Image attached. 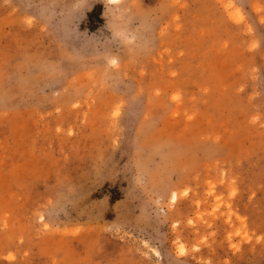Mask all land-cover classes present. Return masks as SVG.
Listing matches in <instances>:
<instances>
[{"label":"rangeland","instance_id":"1","mask_svg":"<svg viewBox=\"0 0 264 264\" xmlns=\"http://www.w3.org/2000/svg\"><path fill=\"white\" fill-rule=\"evenodd\" d=\"M0 264H264V0H0Z\"/></svg>","mask_w":264,"mask_h":264},{"label":"bare ground","instance_id":"2","mask_svg":"<svg viewBox=\"0 0 264 264\" xmlns=\"http://www.w3.org/2000/svg\"><path fill=\"white\" fill-rule=\"evenodd\" d=\"M175 199V198H174Z\"/></svg>","mask_w":264,"mask_h":264}]
</instances>
